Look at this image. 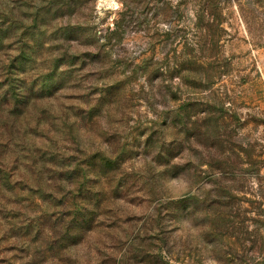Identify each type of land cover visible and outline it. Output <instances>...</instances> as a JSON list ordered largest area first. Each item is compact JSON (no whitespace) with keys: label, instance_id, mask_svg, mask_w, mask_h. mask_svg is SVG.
I'll return each mask as SVG.
<instances>
[{"label":"rangeland","instance_id":"obj_1","mask_svg":"<svg viewBox=\"0 0 264 264\" xmlns=\"http://www.w3.org/2000/svg\"><path fill=\"white\" fill-rule=\"evenodd\" d=\"M0 264H264V0H0Z\"/></svg>","mask_w":264,"mask_h":264}]
</instances>
